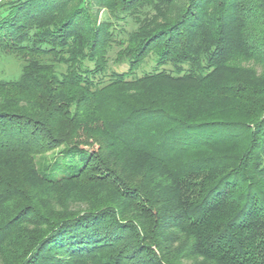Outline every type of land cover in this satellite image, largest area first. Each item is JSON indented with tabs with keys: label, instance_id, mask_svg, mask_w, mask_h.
Here are the masks:
<instances>
[{
	"label": "trees",
	"instance_id": "trees-1",
	"mask_svg": "<svg viewBox=\"0 0 264 264\" xmlns=\"http://www.w3.org/2000/svg\"><path fill=\"white\" fill-rule=\"evenodd\" d=\"M0 50V264H264V0H13Z\"/></svg>",
	"mask_w": 264,
	"mask_h": 264
},
{
	"label": "rangeland",
	"instance_id": "rangeland-1",
	"mask_svg": "<svg viewBox=\"0 0 264 264\" xmlns=\"http://www.w3.org/2000/svg\"><path fill=\"white\" fill-rule=\"evenodd\" d=\"M11 1H13V0H0V4L1 3H9ZM92 9L95 11L94 5L92 6ZM104 16H105L104 13L103 14H102V12L99 13V17H101L102 19ZM113 57L114 56H112V59H113ZM24 64H25V61L20 56L0 50V81L16 80L19 77V75L21 74ZM115 64L116 63H113L110 65L111 71L123 72L127 69L126 65H115ZM150 67H151L150 65L143 66L142 69L137 72V75H141L142 71H144V72L149 71ZM58 69L61 70V67H59ZM61 149L58 151L50 152V153H47L46 155H42L40 157H37L35 159V163H36L37 167L39 168V166H43V165L50 166V164L53 163L54 159H55V161L58 159L57 163L60 166V168H63L64 166H70V165L71 166L80 165V161H78L79 159H77V158H75V160L71 159V158H66V159L65 158H58L61 155ZM79 158L82 159V157H79ZM133 166H135V165H133ZM62 174H63L62 171L56 170L52 174L51 177L52 178H58ZM104 199H105V197H104ZM104 199L101 200L100 203H104L106 201V200L104 201ZM70 203H71L70 200L63 198L61 200L60 204L57 205L56 210L61 211L62 209H64L65 206H70Z\"/></svg>",
	"mask_w": 264,
	"mask_h": 264
}]
</instances>
